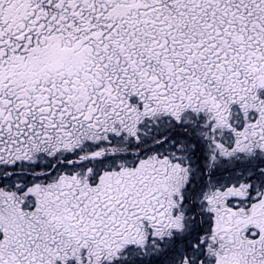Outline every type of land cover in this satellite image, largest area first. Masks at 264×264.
<instances>
[{
	"label": "snow or ice",
	"instance_id": "snow-or-ice-1",
	"mask_svg": "<svg viewBox=\"0 0 264 264\" xmlns=\"http://www.w3.org/2000/svg\"><path fill=\"white\" fill-rule=\"evenodd\" d=\"M0 264H264V0H0Z\"/></svg>",
	"mask_w": 264,
	"mask_h": 264
}]
</instances>
